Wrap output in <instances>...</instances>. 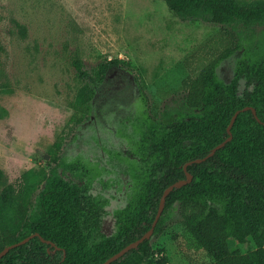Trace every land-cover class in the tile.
<instances>
[{
  "label": "trees",
  "instance_id": "obj_1",
  "mask_svg": "<svg viewBox=\"0 0 264 264\" xmlns=\"http://www.w3.org/2000/svg\"><path fill=\"white\" fill-rule=\"evenodd\" d=\"M183 21L202 20L224 27L187 56L188 76L182 82L188 107L200 113L149 126L147 165L142 189L112 212L106 201L85 184L60 174L69 160V149L54 158L34 204L21 191L4 189L0 195V253L9 245L37 234L11 248L0 264H103L114 254L138 241L152 226L164 191V208L151 237L165 229L166 219L179 218L186 240L209 264H264V51L240 29L264 25V3L241 0H162ZM231 27V29L225 28ZM81 84L71 106L90 122L107 103L117 100V82L131 78L134 102L145 107L144 90L127 62L104 58L86 70L73 60ZM232 138L215 154L198 163L213 147ZM88 171L86 170L85 173ZM186 173L191 175L188 180ZM3 171L0 169V184ZM20 190V189H19ZM111 217L112 230L103 222ZM234 238L247 248L232 250ZM153 251L151 238L125 251L110 264H169Z\"/></svg>",
  "mask_w": 264,
  "mask_h": 264
},
{
  "label": "rangeland",
  "instance_id": "obj_2",
  "mask_svg": "<svg viewBox=\"0 0 264 264\" xmlns=\"http://www.w3.org/2000/svg\"><path fill=\"white\" fill-rule=\"evenodd\" d=\"M239 26L253 48L264 51V25ZM223 29L183 21L162 0H0V195L21 191L34 204L54 158L70 148L60 174L85 184L111 212L123 206L146 178L149 126L200 113L186 104L184 60ZM75 58L86 70L104 58L127 62L146 94L149 119L133 101L128 75L117 82L118 99L91 122L78 113L71 106L81 86ZM11 212L0 208V217ZM111 223L104 220L106 233ZM150 238L156 258L162 253L169 264H209L186 240L176 215ZM229 247L248 250L234 238Z\"/></svg>",
  "mask_w": 264,
  "mask_h": 264
},
{
  "label": "water",
  "instance_id": "obj_3",
  "mask_svg": "<svg viewBox=\"0 0 264 264\" xmlns=\"http://www.w3.org/2000/svg\"><path fill=\"white\" fill-rule=\"evenodd\" d=\"M246 110H251V111L253 112L254 116L257 118L256 111H255V109L252 108V107H245V108H243V109H241V110H237V111L233 114V116L231 117L230 123H229V125H228V127H227V130H228V133H229L228 138H226L224 141H222L221 143H219L218 145H216L215 147H213V148L211 149V151H210L205 157L200 158V159H195V160H193V161H190V162L186 163V164L184 165V170H186L187 165L190 164V163H198V162H202V161L206 160L207 158L213 156L217 150H219L220 148H222V147H223L228 141H230L231 138H232L231 131H230V127H231V125L234 123V121H235L236 117L238 116V114H239L241 111H246ZM257 119H258V118H257ZM186 175H187L188 180H190V179H191V175H190L189 173H186ZM185 183H186V181L183 180V181H180V182L174 183L173 185L169 186V187L164 191V193H163V196H162V198H161V202H160V206H159L158 212H157V214H156V217H155V219H154V221H153V223H152V226H151V228L149 229V231H147V232H146V233H145V234H144V235H143L138 241H136L135 243H133V244L127 246L125 249L119 251L118 253L114 254L112 257H110L109 259H107L103 264H110L112 261H114V260L117 259L118 257L122 256L123 253H124L125 251H127L128 249H130V248H132V247H136L140 242H142V241H144V240H146V239H149V238L152 236V234H153V232H154V228H155V226H156V224H157V222H158V220H159V218H160V216H161V214H162V211H163V208H164V197H165V196L168 194V192L171 191L173 188H175V187H179V186H181V185H183V184H185ZM36 235H37V234L30 235L29 237H26V238L23 239L22 241H19V242H17V243H14V244H12V245L7 246V247H6V248L0 253V257H1L2 255H4L6 252H8L11 248H14V247H16V246H19V245H21V244L26 243L30 238H32V237H34V236H36Z\"/></svg>",
  "mask_w": 264,
  "mask_h": 264
}]
</instances>
